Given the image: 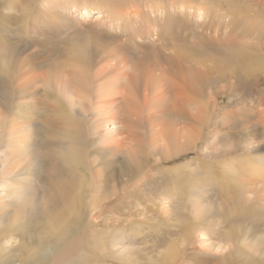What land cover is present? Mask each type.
<instances>
[{
  "label": "bare ground",
  "instance_id": "1",
  "mask_svg": "<svg viewBox=\"0 0 264 264\" xmlns=\"http://www.w3.org/2000/svg\"><path fill=\"white\" fill-rule=\"evenodd\" d=\"M186 1L183 0L184 4L178 8L172 3V6L161 7L158 0H0V264H53L72 255L88 240L91 215L104 212L103 205L97 201L105 199V163L123 153L122 144L127 140L119 136L125 132L131 137L139 129L133 117L146 113V105H149L151 118H155L159 115L150 109L156 103L169 102L167 99L174 103L180 99L190 105L201 104L207 97L203 94L204 88H212L223 80L235 81L236 86L264 69V44H259L257 49L243 47L232 37L227 38L231 52L219 49L203 52L189 44L186 38L172 47L164 42L158 45L160 37L151 39L150 28H159L160 35L175 14L174 20L181 26L188 24L184 18L196 15L199 10H202V17L212 16V6ZM228 7L231 10L228 24H239L244 18L235 16V8H242L232 2ZM83 10L88 15L98 11L96 21L102 25L100 33H105L104 27H111L119 32L118 36L127 39L135 33L145 35L144 38L150 39L149 48L163 55L159 67L137 63L134 68L149 92L141 95H144L143 100L135 92L133 74H126L121 65L117 67L112 61L119 57L117 52L107 49L100 59L94 55L97 47H103L100 39L94 37L96 44L91 46L90 33H87L89 37L82 33L63 35L65 29L61 35L56 32L57 35H52L50 29L43 28L47 19H79ZM247 11L244 13L246 21L260 19L263 26L253 23L244 31L249 33L251 29L252 33L257 27L260 29L256 32L259 42L263 43V12L253 11L251 16ZM160 13L167 18L162 21V17H158ZM215 15L218 20L199 25L200 34L205 35L207 29L216 35L221 31L223 16L220 11ZM206 55L208 59H204ZM169 62L179 67L177 74L171 70ZM186 63L197 65L196 72L192 70L197 75L189 69L185 71ZM201 111L199 107L198 112ZM181 116L188 121L194 117L183 110ZM116 123L119 126H113ZM188 136L191 137L190 133ZM130 161L133 171L142 166L140 157H131ZM262 166L264 156L259 155L253 163L234 165L233 169L241 177L235 172L228 171V174L238 181L244 194L255 196L259 191L257 181L264 180ZM209 178L212 179L207 176L195 182L194 194L199 198ZM171 190L160 193V203H170L181 189L174 185ZM155 205L154 202L151 211L161 209L160 204ZM219 207V212L208 208L193 209L194 220L186 230L185 240L198 250L199 256L194 258L182 247L174 252L170 246L161 254V264H180L183 256L199 258L198 264H231L229 257L239 251L263 258L264 249L259 245H263L264 233L257 232L252 238L251 235L234 236L231 229L222 233V223L229 213L233 214V206L228 201ZM238 210L242 213L234 215L233 225L230 221L232 227L254 219L264 221V217L247 215L241 208L237 209L238 214ZM194 234L199 235L196 239L201 247L194 243ZM122 235L112 241L113 246L123 243L114 253H119L120 259L134 258L133 249L124 245ZM16 238H20L19 241ZM206 254L211 258H203Z\"/></svg>",
  "mask_w": 264,
  "mask_h": 264
},
{
  "label": "rangeland",
  "instance_id": "2",
  "mask_svg": "<svg viewBox=\"0 0 264 264\" xmlns=\"http://www.w3.org/2000/svg\"><path fill=\"white\" fill-rule=\"evenodd\" d=\"M191 1L199 5L203 3L208 7L210 5V8L213 7L211 13L214 15L202 17V10H199L196 15L184 18L188 24L181 26L179 21L174 20L175 15L177 16L175 14L166 22L164 28L166 31L160 35L159 28H150L151 39L156 40L160 37L161 40L156 41L158 45L164 42L172 47V44H178L186 38L189 44L195 45L203 52L216 49L226 53L231 52V44H228L227 38L232 37L236 40L235 42H238L237 44L243 47L249 46L257 49L259 44H264V41L263 43H261L262 41L259 42V36L256 32L260 29L257 27H255L256 31L253 29L251 33V29H249V33H245L255 23L258 24L259 22L263 26V20L254 19V21L248 22L244 17L246 10H248L247 13H252L251 16L254 14L253 11L255 13L257 10L261 11L263 17L264 0H187L186 3ZM230 2L242 8L241 10L235 8V16L244 18L239 20V24L232 26L228 24L231 13L228 7ZM158 3L161 7L169 6L172 3L175 6L178 5V8L184 4L183 0H158ZM191 10L190 7L188 11L191 13ZM219 11L224 19L223 27L218 33L219 36L210 29L204 31L205 35L200 34L199 25L204 21L218 20V15L215 14ZM98 16V11L89 15L84 11L80 14L79 19L71 18L69 20V18H65L62 21L47 19L43 28L50 29L48 31L52 35H57L56 33L61 35V31L65 29L67 31L63 35L82 33L81 35L88 36L87 33H90L91 46L96 44L94 37L100 39L101 47H103L101 49L97 47L94 50V55L100 59L99 56L104 54L107 49L117 52L119 57L112 61L117 67L121 65L123 71L127 72L126 74L130 72L131 75L133 74L135 92L137 95L140 94L138 97L140 96L139 99L143 100V96L149 92L146 90L147 86L143 82V78L138 75L139 72L135 71L134 68L137 63L145 64L146 67H159V62H162L160 57L163 55L160 56L159 53L149 48L150 39L149 37L144 38L145 35L140 36L135 33L132 38L127 39L118 36L117 33L119 34V32L111 27H104L105 33H100L102 25L96 21ZM158 17H162V21L167 18L162 13L158 14ZM206 24L208 25V23ZM53 28L55 29L54 32ZM232 29L239 30L233 31ZM216 37L220 39H216ZM138 56H140L139 59ZM204 59H208V56H204ZM125 61H128L126 66ZM169 64L171 70L174 69L177 74L179 67L171 62ZM187 64L185 71L194 70L196 72L197 65L193 67L192 63ZM194 71L192 73L195 75ZM253 74L248 79L241 80L243 83L241 82L236 86L234 85L235 81L223 80L212 88L211 86L204 88L203 94L207 96V101L205 100L201 104L190 105L180 99L174 103L171 99H167L169 102L160 103V108L158 106L160 104L156 103L158 107L155 108L156 106L153 105V108L150 109L159 115L158 117L151 118L152 115L147 109L149 105H146V113L143 112L140 113L141 115L134 116V120L139 123L140 130L138 129L131 137H128L129 134L125 132L120 134L119 138H126L130 143L126 141L122 144L123 153L113 160L107 159L105 169L103 168L104 176L107 179L104 184L103 197L105 199L99 198L97 204L103 205L104 212L100 214L96 212L94 216L91 215L92 229L90 230L91 233L89 232L88 240L83 242L84 244L77 250L75 249L72 255L53 264H161L163 259L161 254L167 252L170 246L175 249L174 252L182 247L185 252L190 253L189 255L195 258V256L200 255L198 250L192 248L191 244L186 243L185 240L186 230L188 227L190 228L194 220L193 209L208 208L214 212H219L221 211L219 206L228 201L233 206V210H231L233 214L229 213L224 219L225 222L223 221L220 228L222 233L231 229L234 236L251 235L250 238L257 232L264 233V221L262 219H254L255 221L250 223L247 221L242 226H230L231 222L233 225L235 216L242 213L239 210V214L237 212V209L240 208L246 210L247 215L250 213L264 217V190H262L264 189V180L259 179L261 181H257L256 186L259 191L254 196L253 194H244L238 181L230 178L228 174V171L235 172L234 165L236 167L245 163H253L259 155L264 156V69ZM196 83L200 88L199 81ZM142 94L144 95L141 96ZM199 107L202 110L200 113L198 112ZM182 110L186 114L194 115L192 120L183 119ZM113 126H119V124L116 123ZM189 133L191 137L188 136ZM129 149L134 151L133 154L127 152ZM130 156L140 157L142 166L137 171L130 169L133 165ZM145 156L148 158L145 159ZM262 170L264 172V166H262ZM207 176H211L212 179L209 178L204 183L205 188L201 193L203 196L199 198L198 195L194 194V184L202 177L206 179ZM174 185L181 189L180 194L176 196V199H171L170 203H160L158 198L160 193L163 191L172 192L171 188ZM154 202L156 205L160 204V210L151 211ZM145 207L149 210L143 211ZM119 234L124 235L121 237L125 242L124 245L133 249L134 258L120 259L117 257L119 253H114L123 244L116 243L115 246L112 244L113 240L118 239ZM198 237L197 234L192 235L194 243L201 247L197 243L196 238ZM16 239L19 241L20 238ZM262 240L263 245H259L262 247L260 249H264V238ZM257 248L259 249V247ZM193 257L183 256L179 263L198 264L196 260L199 258L194 259ZM204 257L211 258L209 254L204 255ZM229 259L231 264H264V257L262 258L255 253L248 256L242 251L230 256Z\"/></svg>",
  "mask_w": 264,
  "mask_h": 264
}]
</instances>
